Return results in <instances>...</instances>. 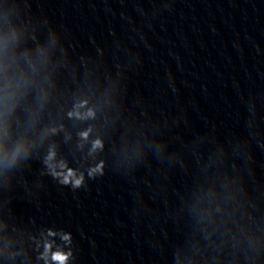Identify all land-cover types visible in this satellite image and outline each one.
Listing matches in <instances>:
<instances>
[{
    "label": "water",
    "instance_id": "95a60500",
    "mask_svg": "<svg viewBox=\"0 0 264 264\" xmlns=\"http://www.w3.org/2000/svg\"><path fill=\"white\" fill-rule=\"evenodd\" d=\"M49 248L264 264V0H0V264Z\"/></svg>",
    "mask_w": 264,
    "mask_h": 264
},
{
    "label": "clouds",
    "instance_id": "9594fccd",
    "mask_svg": "<svg viewBox=\"0 0 264 264\" xmlns=\"http://www.w3.org/2000/svg\"><path fill=\"white\" fill-rule=\"evenodd\" d=\"M82 136L86 137L87 133H82ZM50 155H52V153H50ZM64 182L70 184L73 189L82 187L84 183L82 177L76 178L75 180H67ZM62 239H64L66 245L70 249L71 234H64L62 236ZM57 255L63 257V264H71L72 256L70 250L65 251L64 249H57L55 252H53L50 248L46 256L47 264H61V261L56 259Z\"/></svg>",
    "mask_w": 264,
    "mask_h": 264
}]
</instances>
